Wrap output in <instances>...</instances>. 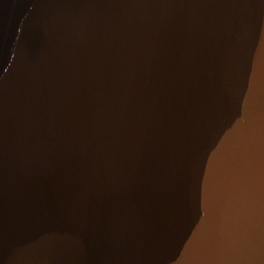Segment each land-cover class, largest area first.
<instances>
[{
  "label": "water",
  "instance_id": "1",
  "mask_svg": "<svg viewBox=\"0 0 264 264\" xmlns=\"http://www.w3.org/2000/svg\"><path fill=\"white\" fill-rule=\"evenodd\" d=\"M0 264H264V0H0Z\"/></svg>",
  "mask_w": 264,
  "mask_h": 264
}]
</instances>
